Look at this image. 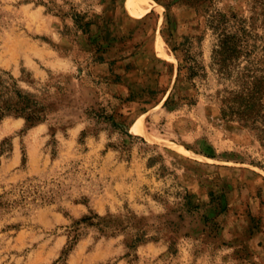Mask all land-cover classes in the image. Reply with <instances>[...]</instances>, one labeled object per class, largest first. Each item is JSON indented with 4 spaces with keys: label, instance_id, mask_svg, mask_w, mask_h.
<instances>
[{
    "label": "rangeland",
    "instance_id": "obj_1",
    "mask_svg": "<svg viewBox=\"0 0 264 264\" xmlns=\"http://www.w3.org/2000/svg\"><path fill=\"white\" fill-rule=\"evenodd\" d=\"M263 9L0 0V71L56 102L0 122V264H264V135L221 113L208 25ZM90 215L111 224L76 230Z\"/></svg>",
    "mask_w": 264,
    "mask_h": 264
},
{
    "label": "trees",
    "instance_id": "obj_2",
    "mask_svg": "<svg viewBox=\"0 0 264 264\" xmlns=\"http://www.w3.org/2000/svg\"><path fill=\"white\" fill-rule=\"evenodd\" d=\"M208 25L216 35L211 68L227 84L217 92L221 113L263 136L264 9L253 12L249 17L236 12H217L209 16ZM183 60L184 63L179 66L180 72L185 70V77L193 79L199 74V63L189 60L187 56ZM55 106L54 101L24 91L11 74L0 71V122L6 116H16L22 117L28 125H35L48 120ZM111 221L108 217L90 215L76 222L75 229L84 222L103 231ZM146 240L145 235L138 232L127 242L133 248Z\"/></svg>",
    "mask_w": 264,
    "mask_h": 264
},
{
    "label": "bare ground",
    "instance_id": "obj_3",
    "mask_svg": "<svg viewBox=\"0 0 264 264\" xmlns=\"http://www.w3.org/2000/svg\"><path fill=\"white\" fill-rule=\"evenodd\" d=\"M133 12H135V11H133ZM133 130H134V132H138V128L136 125H133Z\"/></svg>",
    "mask_w": 264,
    "mask_h": 264
}]
</instances>
